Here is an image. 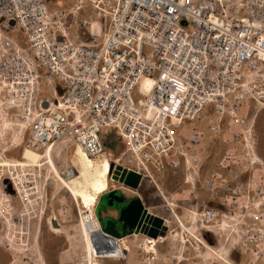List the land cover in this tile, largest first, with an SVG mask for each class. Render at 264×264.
<instances>
[{"label": "built area", "instance_id": "built-area-1", "mask_svg": "<svg viewBox=\"0 0 264 264\" xmlns=\"http://www.w3.org/2000/svg\"><path fill=\"white\" fill-rule=\"evenodd\" d=\"M83 1L100 23L95 36L83 20L88 40L54 26L66 11L51 12L49 0H0V121L25 125L24 141L36 150L78 145L89 157L106 151L104 134L113 132L123 146L108 151L110 188L134 195L168 231L180 209L195 225L180 227V239L190 230L220 235L235 208L264 205L261 172L242 184L244 192L229 188L233 173L264 172L253 139L254 117L264 110V0ZM217 138L228 148L206 172ZM58 165L66 180L77 173L67 161ZM117 167L140 175L136 189L112 178ZM168 173L173 194L163 185ZM199 188L210 198L202 200ZM242 223L232 229L238 253L249 256L246 264L263 262L264 225ZM181 244L209 255L192 264H227V256L241 264L219 238L210 248Z\"/></svg>", "mask_w": 264, "mask_h": 264}, {"label": "rangeland", "instance_id": "rangeland-1", "mask_svg": "<svg viewBox=\"0 0 264 264\" xmlns=\"http://www.w3.org/2000/svg\"><path fill=\"white\" fill-rule=\"evenodd\" d=\"M77 2L78 0H49L48 5L51 12L60 9H64L66 11V15L64 17L54 18L53 24L54 26L63 25L66 28L68 35L72 38H77L78 35H81L83 36L84 40H88L91 38V36L88 34L86 27H83L81 24H83V20H94L95 18H98V16L85 3L84 7L78 11L79 13L74 16L72 13H70V11L75 7ZM83 32L86 33L84 34ZM17 36L23 39V35L20 31L17 33ZM251 115L253 114L250 113V116ZM7 120L12 124L6 129H4L3 126H0V161L2 157L18 159L20 157L19 153L22 149L19 147L17 149H11L7 152L5 151V148L14 147L12 145L15 144L14 138L18 129V126L15 124L13 119L7 117ZM254 127V139L257 142L259 153L264 156V110H261L257 115H255ZM103 143L106 149L105 153L107 155H109L108 151L116 154L118 151L122 150L123 145L118 138L114 137L113 132L104 134ZM22 145L24 147L28 144L26 141H24ZM227 148L228 146L222 143L221 138L211 141L210 145L208 146V157L204 162V169L206 172H211L216 168L217 161ZM71 155L72 151L70 150L68 156L71 157ZM29 169L30 168L28 167H0V208L3 210V215L8 218L5 220V218L3 219L0 217V264H41L38 256L37 245L34 240L36 235L33 231L34 222H32V228L29 234L23 232L22 227L27 225L29 221L31 223V221H33L37 215L45 216L43 204L45 193H48V190L43 192L42 178L39 175L36 176V174ZM259 174L260 171H255L256 176ZM12 179L16 186L14 185ZM262 180H264L263 177ZM8 181L13 185V194L5 189V187L8 185ZM175 190L176 187L174 186L171 191ZM198 193L202 200H207L210 198L209 193L202 190L201 188H199ZM54 198L55 199L51 198L50 205L51 209L53 208V213L52 216L49 217L54 218L55 220H64V222H62L61 228L62 232L67 234V242L65 246L62 236L53 234L46 227H43L40 239L45 253L47 256L51 257V249L54 250L55 255H57L60 250H63L61 259L64 261V263L85 264L86 260L83 249V241L78 230L76 206L65 194H58ZM209 205L218 207V204L213 202H209ZM242 205L243 204H241V206ZM179 211L176 213L179 214L181 212ZM234 212V219H226V221L229 223V227H227V229L223 231L222 234L220 233L219 244L223 247V251L225 253L228 250H232L231 258L236 263L246 264L247 261H250V258L249 256L240 255L238 253V234H234L232 229H234L235 224H238L237 227H240L237 229L238 231L239 229H244L245 227L242 223L243 221L250 223L256 222L264 225V205H260V207L257 209H255L253 206L248 208L237 207L235 208ZM101 213L104 218L103 209L101 210ZM246 213H260L262 215H260L256 220L249 219L247 217H241L243 216L242 214H245L244 216H246ZM68 215H70V218L67 217ZM68 219L71 220L68 221ZM182 220L187 225L190 223V220L187 217ZM190 227H195V225L190 224ZM175 228L178 230L177 227ZM182 231H184V228H182ZM94 233L98 236L96 231H94ZM201 233L209 245H216V236L206 231H201ZM140 241H142V238L135 240L132 247V252L129 253L127 264H192V262L198 263L200 259H206L209 256L206 254H201L198 251H194L191 247L185 249L178 241H173L172 244H170L171 240L169 239V241H165L164 243L158 245V258L155 260H148L145 258L143 251L135 247V245H137V243ZM67 246L68 248H66ZM233 247L234 249H232ZM41 256L45 258L42 250ZM180 256L183 257L182 260ZM104 259L111 258L102 257L93 264H108L106 261H103ZM260 259L261 257L256 260L254 257L251 258V264H264V261L262 262ZM213 262H215V260Z\"/></svg>", "mask_w": 264, "mask_h": 264}, {"label": "bare ground", "instance_id": "bare-ground-1", "mask_svg": "<svg viewBox=\"0 0 264 264\" xmlns=\"http://www.w3.org/2000/svg\"><path fill=\"white\" fill-rule=\"evenodd\" d=\"M82 7H84V1L78 0L75 7L71 9L70 13L75 16L77 15V13H79L78 11L81 10ZM87 20L89 21L87 23L90 32H92V34L95 36H99L100 23L98 18H95L94 20ZM11 124L12 123H10V121H8L7 119L0 121V126H3L4 129H6ZM24 127L25 125H21L17 129V133L14 138L15 144L12 145L14 147L5 148V151L7 152L11 149H17L21 147L22 149L19 153L20 157L18 159L2 157L0 161V167H28L30 168L29 170H32L36 174V176L39 175L42 178L43 192H46V190H48V193H45L43 204L45 215L52 216L53 208L51 209L50 205L51 198L55 199L54 197L61 193L69 197V199L76 206L78 230L83 241V249L86 260L85 264H93L94 262H97V260H100L102 257H109L111 259L124 258L125 252H132V248L128 245L127 241H122V239H114V244H112V246L104 248V246L100 242L99 235L97 236L94 233V231H96L97 233L99 232V224L94 213V208L97 204L99 196L113 185V182L111 183L112 180H110L111 163L109 161V155L104 152L95 157H89L80 146L68 144L55 147L46 146L40 150H36L35 148L27 145L23 147L22 144L24 142L25 136ZM70 150L72 151L71 157L68 156ZM255 152L258 157H262V155L259 153V148L256 141ZM63 161L69 162L77 170V173L69 180L64 179L59 172L58 163ZM172 206L175 205L173 204ZM173 213L175 214L177 220L174 219V216H172L173 219H168L169 231L167 232L166 237L159 236L157 239H154L140 234H134V240L142 238V241L138 242L135 247L141 249L144 253L145 258H147L148 260L157 259L159 256V251L157 248L158 244H162L169 239L171 240V243L173 241H178L180 243L182 242L186 244L188 240H190L192 244L193 242H196L197 246L210 248V245L205 241L204 236L199 235L197 231L193 232L192 230H190L189 232H187L186 236L182 234V239H180L179 228H188L190 227V224L193 223V221H190V223L187 225L183 222V220L181 219L179 214L175 212V210ZM0 217L3 219L5 218V220L8 219L3 215V210H1V208ZM51 220L55 219L50 218L49 222ZM172 223L177 226L178 230ZM226 224L229 223L225 221V226L222 228L223 230L227 229ZM203 228H205L204 225ZM49 231L53 234L59 235L62 232V228L61 226L53 225V228L49 229ZM206 231L212 233L214 236H217V238L220 237L218 233L213 232L212 230L206 229ZM220 233L222 234V230L220 231ZM64 237H66L67 242V234L64 233ZM186 237L188 239H186ZM95 241L97 242V247L94 244ZM183 248L186 247L184 246ZM180 257L182 260L183 257ZM225 261L227 262V264H235L228 256L225 258Z\"/></svg>", "mask_w": 264, "mask_h": 264}, {"label": "water", "instance_id": "water-1", "mask_svg": "<svg viewBox=\"0 0 264 264\" xmlns=\"http://www.w3.org/2000/svg\"><path fill=\"white\" fill-rule=\"evenodd\" d=\"M10 24H13L11 22ZM82 25V24H81ZM61 93L60 91H58ZM112 163L110 164V173L112 172ZM119 167L113 171L112 178L114 180L123 183L126 186L136 189L140 180V175L132 172L123 170L119 173ZM103 198L112 197L117 202L116 206L118 207L117 218L110 219L106 218L102 224V230L99 228V239L102 245L107 248L114 244V234L116 226L120 228L127 227L128 229H134L138 234L157 239L160 237H166L168 232V226L164 224L163 219L159 216L152 214H145L142 204L138 198H132L130 200H125L123 196H118L116 190H112L107 193H102ZM111 201H108L110 205ZM97 211L95 210V213ZM122 222V223H119ZM101 224V221L98 220V224ZM97 247V242H94Z\"/></svg>", "mask_w": 264, "mask_h": 264}, {"label": "flooded vegetation", "instance_id": "flooded-vegetation-1", "mask_svg": "<svg viewBox=\"0 0 264 264\" xmlns=\"http://www.w3.org/2000/svg\"><path fill=\"white\" fill-rule=\"evenodd\" d=\"M255 171H260L261 172L260 176H262L264 178V172L262 171L261 167H256V168L252 167L251 169H249L248 172H245L244 174H235L232 171L233 174L230 175V181H229L230 190H232L233 193H235V194L244 192L245 190L242 187V184L246 183L248 180H251V178L253 179L256 176L255 175ZM5 189L8 192H10L11 194H13V190H14L13 189V185L9 181H8V185L5 187ZM112 190H115V189L109 187L104 193L110 192ZM116 193L118 194V191H116ZM118 196H123L124 199L126 200L124 195L119 194ZM108 201H111L110 205L108 204ZM117 203H120V202L119 201L117 202V200H115L112 197L103 198L102 194L99 196L97 204H96V206L94 208V213H95V210H96L97 212L95 213V216H96L97 220L101 221V224L99 223V228L101 230H102L101 226L103 224L104 219L107 218L109 210L114 211L116 213V218H117V211H118V207L116 206ZM102 209L104 210V218H103L102 213H101ZM35 215H36V213H35ZM49 216L50 215H45V216L37 215L34 218V220L31 221V223L29 221V223H27V225L22 227V231L27 233V234H29L30 231H31V228H32V226H31L32 222H34L33 231L36 234L34 240H35V243L37 245L38 256H39L41 264H66L61 259V257H62L61 255L63 254V250H60L57 253V255H55L54 250L51 249V257H49V256H47V254L45 253V250L43 248V245H42V242H41V239H40V235H41V233L43 231V227H46L48 230L52 229L53 225H58V226L62 227V222H64V220H60V219L51 220L49 222V218H50ZM67 217L70 218V215H68ZM108 218L113 219L111 217H108ZM70 220L71 219H68V221H70ZM119 223H122V222H119ZM134 234H138V232H136L134 229H128L127 227L120 228V226H116L114 238L115 239H123V237H124L127 240H133V236L132 235H134ZM59 235L63 237L64 243H65V246H66V238L64 237V232H61ZM68 246L66 248H68ZM41 250L44 253L45 258H43L41 256ZM129 253H130L129 251L125 252L124 258H120V259H104L103 261H106V263H108V264H127L128 263ZM79 264H81V263H79Z\"/></svg>", "mask_w": 264, "mask_h": 264}, {"label": "crops", "instance_id": "crops-1", "mask_svg": "<svg viewBox=\"0 0 264 264\" xmlns=\"http://www.w3.org/2000/svg\"><path fill=\"white\" fill-rule=\"evenodd\" d=\"M175 178L178 180V178H180V177H179V175H177ZM166 180H167V181H166ZM173 182H175V181H174V177H173L171 174H169V173L166 174L165 177H164V179H163V185H164L165 189L167 190V192H169L170 194H173V192H174V191H171L172 188H174ZM116 191H118V195H119V194L124 195L125 198H126V200H130V199H132V198H136L134 195H131V194H129V193H125V192H122V191H119V190H116ZM108 217H111V218L115 219V218H116V213H115L114 211L109 210V211H108L107 218H108ZM132 236L134 237V235H132ZM141 237H142V236H141ZM123 240L127 241L128 245H129L131 248L133 247V244H134V242H135L134 239H133V240H127L126 238L123 237L122 241H123ZM167 241H169V240H167ZM123 243H125V242H123ZM163 243H164V242H163ZM170 244H172V243L170 242ZM158 245H159V244H158ZM157 248H158V247H157Z\"/></svg>", "mask_w": 264, "mask_h": 264}]
</instances>
